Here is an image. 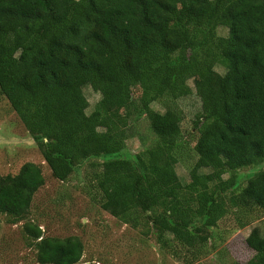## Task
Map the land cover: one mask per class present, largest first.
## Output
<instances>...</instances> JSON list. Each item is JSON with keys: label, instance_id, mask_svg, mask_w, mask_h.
<instances>
[{"label": "trees", "instance_id": "1", "mask_svg": "<svg viewBox=\"0 0 264 264\" xmlns=\"http://www.w3.org/2000/svg\"><path fill=\"white\" fill-rule=\"evenodd\" d=\"M86 86L100 94L89 114ZM192 93L201 109L188 144L179 101ZM0 94L54 179L88 162L86 190L100 208L133 228L150 225L175 255V244L202 248L230 210L264 214V169L243 186L237 175L264 162V0H0ZM141 118L154 139L131 154L130 120ZM186 150L196 161L182 184ZM44 183L32 162L0 176V214L23 219ZM24 232L39 264L83 256L78 237L45 236L30 222ZM245 243L254 252L246 264H264V228Z\"/></svg>", "mask_w": 264, "mask_h": 264}, {"label": "rangeland", "instance_id": "2", "mask_svg": "<svg viewBox=\"0 0 264 264\" xmlns=\"http://www.w3.org/2000/svg\"><path fill=\"white\" fill-rule=\"evenodd\" d=\"M216 32L221 37H226L228 33L224 27L217 28ZM214 69L220 74L225 72L219 64ZM188 84L193 87L192 81ZM83 94L89 104L86 111L89 114L100 100V94L88 86L83 88ZM131 94L137 99L141 91L135 87L131 89ZM179 106L184 114L181 125L184 141L191 144L196 135L192 123L200 112V101L192 93L180 100ZM151 107L163 112L158 103H152ZM129 127L127 152L136 154L151 145L154 136L146 119L130 120ZM183 158L176 166V172L181 183L186 184L190 181L189 169L196 157L186 150ZM96 160L98 163L102 161L101 158ZM26 162L41 166L45 183L35 194L31 208L23 219L13 223L9 217L0 214V264H39L36 251L29 247L24 232L27 222L40 226L45 236L60 239L78 237L84 244L83 256L78 264H246L254 252L248 248L245 239L253 228H264L263 212L253 210L241 218L230 210L210 232V240L202 248L191 252L175 244L178 249L175 255L157 241L150 225L142 221L137 228H133L100 208L94 195L86 190L94 175L88 162L67 181L54 179L42 161L37 144L0 94V176L15 175ZM263 169L264 162L239 170V185H245L250 176ZM201 172L207 173L208 170ZM223 177L228 178L229 174ZM240 223L245 227L241 228ZM164 238L172 245L170 234H165Z\"/></svg>", "mask_w": 264, "mask_h": 264}]
</instances>
